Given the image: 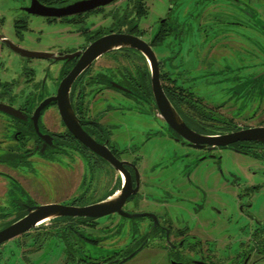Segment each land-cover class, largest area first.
Instances as JSON below:
<instances>
[{
    "label": "flooded vegetation",
    "instance_id": "1",
    "mask_svg": "<svg viewBox=\"0 0 264 264\" xmlns=\"http://www.w3.org/2000/svg\"><path fill=\"white\" fill-rule=\"evenodd\" d=\"M20 1L21 5L13 9L9 19L0 13V228L39 204L83 206L115 196L122 187L128 189V193L118 197L116 209L110 212L41 218L31 227L0 241V246L8 239L24 241L30 238L28 251L34 257L41 249V241L51 236L61 244L59 264L60 261L61 264H80V261L120 264L132 251L136 252L151 240L163 238L169 252L189 256L187 264H212L208 260L209 247L185 240L188 236L202 241L210 232L204 228L197 230L195 222L189 228L187 223L174 227L165 213L166 206L162 205L167 195L174 201L190 199L194 191L203 190V177L183 173L153 176L154 168L144 166L141 158L133 154L135 147L131 148L132 152L125 146L119 147L111 136L113 128H119L115 126L119 124L118 117L129 116L130 120H126L132 119L135 125L141 126L144 118L152 113L159 122L154 127L149 125L144 138L165 136L201 150L192 167L215 156L214 162L221 172L215 151L230 148L258 161L262 165L258 172L264 174V139L237 138L216 144L206 138L243 128L264 127L262 1L200 0L201 10L192 23L196 39L193 40V34L190 36L193 46L190 69L181 58L179 48L185 43L183 32L177 28V20L170 18V9L158 16L155 26L151 27L137 23L147 13L146 0H140L146 11L139 16L134 14L137 0H110L90 9L61 15L31 12L27 9L31 0ZM37 1L44 5H60L71 0ZM92 14L97 15V21L86 25L85 19ZM32 16L47 23H60L70 31L73 29L69 27L73 26L82 36V42L75 47L51 44L32 47L29 44ZM112 32L133 34L147 44L162 91L186 126L200 137L190 140L166 121L151 90L150 60L143 51L131 46L112 47L96 55L73 78L67 91L80 128L95 142L104 145L120 165L114 166L74 136L63 121L56 100L51 98L81 51L95 38ZM201 32L203 35H199ZM144 33L146 36L142 37ZM167 37L177 47L172 56L166 55L165 50H155V46L161 45ZM175 56L178 59L171 66L166 60ZM197 79L201 81L198 91L194 87ZM215 81L223 83L231 93L210 103L202 92ZM108 94L127 105L103 103ZM256 171H249V174H256ZM229 175L234 179L223 177V181L240 186L238 209L251 221L248 236L253 242L238 253L246 256L242 263L246 264L252 250L259 251L264 239V219L256 218L251 211V197L262 182L242 173L230 172ZM102 176L110 183L103 192ZM71 181L74 184L71 185ZM183 191L185 194L181 196ZM243 195L247 201L242 200ZM142 200L149 201L148 206L143 207ZM101 216L112 225L111 235L123 231L131 237L127 255L119 258L113 254L90 261L81 254L83 240L96 241L87 236L86 228L95 227ZM204 223L199 220L197 226ZM0 252H3L1 247ZM261 255L264 256V252ZM22 257L27 260L25 255Z\"/></svg>",
    "mask_w": 264,
    "mask_h": 264
},
{
    "label": "rangeland",
    "instance_id": "2",
    "mask_svg": "<svg viewBox=\"0 0 264 264\" xmlns=\"http://www.w3.org/2000/svg\"><path fill=\"white\" fill-rule=\"evenodd\" d=\"M147 1V13L141 16L137 23L138 26H151L154 27L158 16L163 15L165 11L170 9V18L174 17L177 20L179 26L177 28L182 30L183 39L185 43L179 48L182 60L187 62L186 67L190 69V57L192 55L193 46L191 45L190 36L193 34V40L196 39L192 23L196 14L200 12L202 3L200 0H146ZM262 1V7L264 8V0ZM21 5L20 0H0V13L4 14L5 18L9 19L15 7ZM14 9V10H13ZM97 15H89L85 19V24L93 23L97 21ZM32 30L29 32L30 43L32 47L43 48L46 44L62 47H75L82 42V36L79 35L73 26L61 27L60 23H47L40 17L32 16ZM9 30V27H7ZM192 31V32H191ZM201 32L199 35H203ZM207 35H211V32H207ZM185 34V36H184ZM144 33L142 37H145ZM177 49L176 44L170 37H167L165 41L155 46L156 52L159 50H165L166 55H174ZM178 57H172L167 59V63L171 62L173 66ZM104 60V59H103ZM188 60V61H187ZM167 66V65H166ZM201 85L200 80H195L194 87L198 91ZM205 99L208 102L214 103L219 101L223 96L231 93L230 89H227L223 83L215 81L210 83L208 87L202 92ZM252 94V93H251ZM244 98V97H241ZM247 99V96L246 98ZM101 104H122L127 105L112 98L111 94L105 97V100L100 102ZM100 104V105H101ZM136 105V104H135ZM127 117H118L119 128H113L112 138L114 144L119 147H127L129 151L131 148L135 150L133 154L138 155L141 158L144 166H151L154 168L151 175L156 176L158 174L166 173L176 174L183 173L189 174L190 177H196L201 175L205 181L203 190L194 191L190 195V199H178L174 201L172 197L165 196L163 199L165 202L162 204L166 206L165 213L170 217L174 227H181L187 223L188 228L193 225L200 231L204 228L210 232L209 237H203L204 240L199 241L186 236L187 242H192L194 245H201L204 248L209 247L210 252L209 259L212 264H242L246 256L238 255L242 252V249L252 244V239L249 238V230L251 228V221L247 218L246 214L241 213L238 209V196L237 193L240 190V186L223 181V177L229 178L230 172L234 174H249V171L257 169L256 174H252V178L256 181L262 182L260 189L253 193L251 197L252 214L260 219H264V174L258 172L262 168V165L251 158L248 155L239 153L230 148H220L215 152L219 158V167L221 172L218 171L217 164L214 162L215 156L207 157L201 160L197 165L192 167L194 160L200 154L201 150L193 149L186 145L172 141L165 136L152 135L150 138L145 139V133L149 130V125L157 126L159 119L149 114L144 118L142 125H135L132 119L131 121ZM128 119V120H126ZM137 147V148H136ZM132 152V151H131ZM132 154V155H133ZM190 169V170H189ZM190 171V172H189ZM234 179V177H232ZM155 177L153 178V180ZM253 179V180H254ZM207 181L208 186H207ZM1 182V181H0ZM24 183H28L22 181ZM72 182V181H71ZM74 182L71 183V185ZM109 180L104 179L102 176L101 191L103 192L108 186ZM52 185L49 183V186ZM206 189V190H205ZM158 193V192H157ZM185 192H181L183 196ZM242 200H248L245 195L241 196ZM147 200H142V206H148ZM245 207V205H244ZM105 216H101L97 220L95 227H87L86 234L91 238H95L96 241L83 240L81 243V254L88 260L93 261L105 257L107 255L115 254L117 257H123L127 254L126 251L129 248L131 237L125 234L123 231L113 232L112 225L104 221ZM138 220V219H136ZM199 220H204L205 223L202 226H197ZM144 221V220H143ZM130 236L131 233H130ZM189 238V239H188ZM31 239L27 238L24 241L16 239H8L3 242V252H0V264H59V258H62L61 244L55 237H46L41 241V249L34 257L30 256L28 249L30 248ZM166 242L163 238H157L148 242L145 246L137 249L132 255L123 260L120 264H187L188 255L178 253L172 254L165 246ZM259 251L252 250L249 259L246 264H264V256L261 255L264 252V239L259 245ZM25 255L27 260L22 256ZM37 261V262H36ZM62 261H60L61 264ZM80 264H100L89 263L80 261Z\"/></svg>",
    "mask_w": 264,
    "mask_h": 264
},
{
    "label": "water",
    "instance_id": "3",
    "mask_svg": "<svg viewBox=\"0 0 264 264\" xmlns=\"http://www.w3.org/2000/svg\"><path fill=\"white\" fill-rule=\"evenodd\" d=\"M110 0H71L60 5H44L37 0H31L27 9L31 12L42 15H61L79 12L81 10L90 9L92 7L104 4ZM116 46H131L143 51L150 60V86L153 93L156 106L162 112L166 121L184 137L195 140L200 137V134L194 132L179 117L174 110L172 104L162 91L158 78L157 70L153 56L149 53L150 49L147 44L139 37L124 32H112L101 35L92 40L80 53L76 63L72 66L69 72L60 80L56 94L51 98L56 100L59 113L74 136L85 143L88 147L99 153L114 166L120 163L113 157L109 150L102 144L95 142L90 138L78 125L73 116L69 101L68 88L73 78L89 64V62L99 53L104 50ZM207 141L216 144H223L237 138H256L264 139V127H249L239 129L234 132L224 133L220 135L208 136ZM212 138V139H210ZM124 187L117 195L105 198L97 202L86 204L83 206L62 205L59 203L39 204L34 208H29L27 212L20 218L0 228V241L9 238L29 227L37 220L48 216L55 215H100L116 209L118 197L125 196L128 193ZM133 190V189H132ZM134 251L129 253L122 260L132 255ZM121 260V261H122ZM205 264V263H203Z\"/></svg>",
    "mask_w": 264,
    "mask_h": 264
},
{
    "label": "trees",
    "instance_id": "4",
    "mask_svg": "<svg viewBox=\"0 0 264 264\" xmlns=\"http://www.w3.org/2000/svg\"><path fill=\"white\" fill-rule=\"evenodd\" d=\"M44 1H47V0H44ZM48 1L51 3H59V2H64L68 0H48ZM140 3H141L140 0H137V2L135 3V7H136L135 12H134L135 16L142 15L146 11V9H144V7H142Z\"/></svg>",
    "mask_w": 264,
    "mask_h": 264
}]
</instances>
